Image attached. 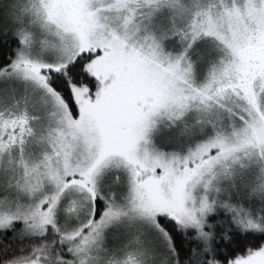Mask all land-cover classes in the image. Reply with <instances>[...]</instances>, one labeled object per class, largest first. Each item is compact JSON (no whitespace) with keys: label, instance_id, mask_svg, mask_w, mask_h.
I'll return each instance as SVG.
<instances>
[{"label":"snow or ice","instance_id":"obj_1","mask_svg":"<svg viewBox=\"0 0 264 264\" xmlns=\"http://www.w3.org/2000/svg\"><path fill=\"white\" fill-rule=\"evenodd\" d=\"M0 264H264V0H0Z\"/></svg>","mask_w":264,"mask_h":264}]
</instances>
